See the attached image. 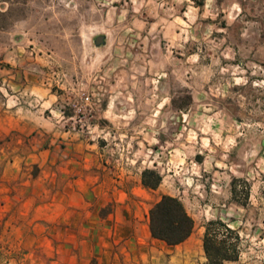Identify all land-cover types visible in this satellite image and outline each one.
Returning a JSON list of instances; mask_svg holds the SVG:
<instances>
[{"label":"rangeland","instance_id":"obj_1","mask_svg":"<svg viewBox=\"0 0 264 264\" xmlns=\"http://www.w3.org/2000/svg\"><path fill=\"white\" fill-rule=\"evenodd\" d=\"M86 192L137 226L179 199L194 231L153 264H207L212 220L224 264H264V0H0V264H123Z\"/></svg>","mask_w":264,"mask_h":264},{"label":"trees","instance_id":"obj_2","mask_svg":"<svg viewBox=\"0 0 264 264\" xmlns=\"http://www.w3.org/2000/svg\"><path fill=\"white\" fill-rule=\"evenodd\" d=\"M141 179L143 187L149 190H155L161 181L160 175L151 170H144ZM234 192L232 185V193ZM194 227L193 218L175 197L161 196L148 211V229L151 237L167 246L184 243L192 235ZM202 250L207 264L237 261L240 254L238 233L221 220L209 221L204 226Z\"/></svg>","mask_w":264,"mask_h":264},{"label":"crops","instance_id":"obj_3","mask_svg":"<svg viewBox=\"0 0 264 264\" xmlns=\"http://www.w3.org/2000/svg\"><path fill=\"white\" fill-rule=\"evenodd\" d=\"M94 197V204H92L87 192L84 195V220L86 226L92 223L95 225L94 228H89L96 233L98 239L95 245H101L99 250L103 254L107 251V242L112 239L111 241L119 243L122 247L120 253L123 264H153L158 260V257L156 258L154 254L157 252L154 246L163 249L179 246H167L163 242L153 239L148 229V218H145L143 225L137 226L134 216L128 209L124 208L125 212H122L121 215L108 213L106 216L101 217L99 209L96 207L99 205V199L96 194H94ZM92 206H94L93 209ZM87 207L90 208L88 211ZM91 219H94V221H91ZM158 254L157 252V256Z\"/></svg>","mask_w":264,"mask_h":264},{"label":"water","instance_id":"obj_4","mask_svg":"<svg viewBox=\"0 0 264 264\" xmlns=\"http://www.w3.org/2000/svg\"><path fill=\"white\" fill-rule=\"evenodd\" d=\"M103 42V37L102 36H99L96 38L95 40V43L98 45V44H101Z\"/></svg>","mask_w":264,"mask_h":264}]
</instances>
